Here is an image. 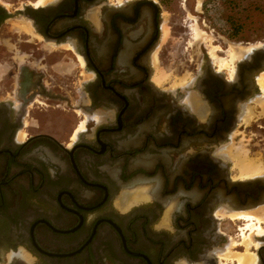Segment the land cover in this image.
<instances>
[{
	"label": "flooded vegetation",
	"instance_id": "flooded-vegetation-1",
	"mask_svg": "<svg viewBox=\"0 0 264 264\" xmlns=\"http://www.w3.org/2000/svg\"><path fill=\"white\" fill-rule=\"evenodd\" d=\"M169 1L0 0V264H238L248 221L230 215L248 212L264 264V53L172 58V7H189ZM61 108L64 137L36 118ZM250 135L240 178L228 150Z\"/></svg>",
	"mask_w": 264,
	"mask_h": 264
},
{
	"label": "rangeland",
	"instance_id": "rangeland-1",
	"mask_svg": "<svg viewBox=\"0 0 264 264\" xmlns=\"http://www.w3.org/2000/svg\"><path fill=\"white\" fill-rule=\"evenodd\" d=\"M26 1H30V0H4V3L14 4L16 2H19L21 5V3ZM174 1L176 0H170L169 2L174 3ZM198 1L200 0H188L187 4L189 8L188 11L186 12L182 9H179L177 6L172 7L173 12L175 13L177 12L179 14V17H177L178 19V26L176 29L177 32H173L174 30L172 32H169V30H167L166 32L167 34L164 33V37H163V42L164 44L167 45L168 50L172 53V58L176 59L180 57L182 53H185V47H188L185 44V42H189V45L191 46L190 48H193L197 53L196 55L197 58L202 55V53L204 52L203 50H205V52H209L210 55L212 56L211 53L213 49L216 48L219 50L216 51V54L220 57H225V55L219 54V52L225 51L227 55L230 54L228 50L232 45H238L243 48L246 47L252 49H254L255 47L256 48L260 47L258 44H260L261 47L263 46L264 0H202V5L200 6L199 10L194 11L195 9L198 8V3H199ZM182 2H184V0H182ZM184 3L186 4V2ZM193 6H194V10L192 9ZM8 8L11 9V7ZM192 17H195V20H193ZM183 19H185L186 23L182 21ZM195 23L198 24L200 30L207 32L211 36V38L213 39L211 43L208 40L199 41L194 37L195 34L193 33L194 30L193 26H195ZM18 24L20 23L15 22L13 27H16L18 29L17 27ZM181 24L189 25V28H184L183 26H181ZM18 30L20 31L24 30L22 23ZM231 35H235V38H230ZM47 52L48 50L44 51V53ZM227 55L226 58H228ZM74 68L75 65L73 64H71L68 67L69 74L72 73V70ZM159 73L160 70L158 74ZM157 81L161 82V79H158ZM66 83H71V82H66ZM80 85H82V83L80 81H77V85H75L76 90L80 88ZM45 103L50 106L59 105L68 110V108L62 103L46 102V101ZM42 108L51 110L46 107H42ZM63 114H67V112L63 111L61 108L58 109L57 111L54 110L53 112L49 111V112L37 114L36 118L39 121H47L52 123L57 122L58 133L61 137H64L65 133L70 131V124L73 123L75 119L72 116H70L69 119H61L60 117ZM256 115H258V118L259 117L261 118L255 124L264 125V116H261L259 114ZM249 124H251V121H248L247 125ZM255 124H253V126ZM80 129L82 128L80 127ZM244 139L237 141L236 144L231 146V149L232 150L238 149L240 152L244 151L243 154L246 153L245 155L248 156V159L252 160L255 163V159L253 156V147L251 145V140L253 139V136L250 135L246 137L247 141H245ZM236 159H233V166H234L233 168L235 171L234 173L238 172L239 177L242 178L240 171L238 170V168L235 167L237 162ZM233 222H238V221H233ZM233 222L232 220L222 221L223 224H226L224 227L230 226L229 227L230 230H231V226L234 227ZM239 223H243V222H239ZM246 224H249V222ZM245 233L246 235H250V234L253 235L249 231H245ZM232 241L241 243L242 238L240 241L238 239ZM231 243L229 245H231ZM229 249H232L233 252L235 251L234 247H231ZM250 250L252 252V249Z\"/></svg>",
	"mask_w": 264,
	"mask_h": 264
},
{
	"label": "bare ground",
	"instance_id": "bare-ground-1",
	"mask_svg": "<svg viewBox=\"0 0 264 264\" xmlns=\"http://www.w3.org/2000/svg\"><path fill=\"white\" fill-rule=\"evenodd\" d=\"M43 1H45V0H41V2H43ZM198 2H199L198 8L196 10H199L200 6L202 5V0H200ZM192 18H193V20H195V17H192ZM193 27H194L193 33L195 34L194 37L197 40H199V41L208 40L211 43V41L213 40L211 38V36L207 32L200 30L197 23H195V26H193ZM258 45L261 47L260 44H258ZM217 50L218 49H216V48L213 49V51L211 53L213 57H216V55H217L216 51ZM228 51L230 53V60L229 61H227V60L221 61V66L233 68L235 63H237L238 60L243 59L246 55L251 53L252 48H246V47L243 48V47H240L238 45H232ZM259 79L260 80L258 83H259L260 89L262 91V96H261V98H259L256 101V106L260 109L261 115L264 116V73L262 74V76ZM252 111L250 110V112H252ZM251 115H254V113H251ZM84 126L85 125L83 124L81 126V128L83 129ZM243 152H240L238 149H235V150L229 149L228 150V153L231 155V157L233 156V159L237 158L236 159L237 162H236L235 167L238 168V170L241 173V176L242 177H252L254 174H256L257 167L252 160L248 159V156L245 155L246 153L243 154ZM146 191L148 192V190L146 188L138 189L137 191L128 195L127 199H129V201L141 199L143 196V192H146ZM230 216H231L232 220H236V221L245 220V221H248L249 224L242 230V237H243L242 245L244 247V253H239V252L236 253V252H233L232 249H229L228 253L225 255L226 260H236V262L238 264H255L256 256L250 250V248L252 246V235L251 234L246 235L245 231H249L250 233H253L255 229H257L259 232H263V230H261V228L258 225H255L254 218H256V217L252 213L248 212V213H241V214H234V215L231 214ZM256 220L258 223L261 222V220L258 217L256 218ZM261 234H263V233H261ZM235 246H237V245L232 243V247L235 248Z\"/></svg>",
	"mask_w": 264,
	"mask_h": 264
},
{
	"label": "clouds",
	"instance_id": "clouds-1",
	"mask_svg": "<svg viewBox=\"0 0 264 264\" xmlns=\"http://www.w3.org/2000/svg\"><path fill=\"white\" fill-rule=\"evenodd\" d=\"M150 202H151V201L149 200V203H150ZM174 207H175L174 204H169L168 208L165 210V214H169V215H170L171 212L173 211ZM152 228H153V231H155V232H159V231H161V229H160V227H159L158 224H154V225L152 226ZM167 231H169V233H171V232L173 231V229L171 228V226H169V228L167 229Z\"/></svg>",
	"mask_w": 264,
	"mask_h": 264
},
{
	"label": "water",
	"instance_id": "water-1",
	"mask_svg": "<svg viewBox=\"0 0 264 264\" xmlns=\"http://www.w3.org/2000/svg\"><path fill=\"white\" fill-rule=\"evenodd\" d=\"M251 53H253V55H257V54H263L264 53V44L262 47L257 48L256 50H252ZM250 53V54H251Z\"/></svg>",
	"mask_w": 264,
	"mask_h": 264
},
{
	"label": "trees",
	"instance_id": "trees-1",
	"mask_svg": "<svg viewBox=\"0 0 264 264\" xmlns=\"http://www.w3.org/2000/svg\"><path fill=\"white\" fill-rule=\"evenodd\" d=\"M230 38H235V35H231Z\"/></svg>",
	"mask_w": 264,
	"mask_h": 264
}]
</instances>
